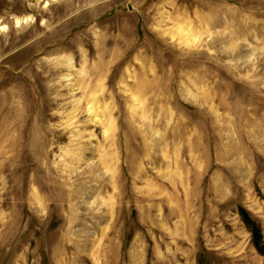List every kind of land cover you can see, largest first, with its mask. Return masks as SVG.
Segmentation results:
<instances>
[{
  "label": "rangeland",
  "instance_id": "rangeland-1",
  "mask_svg": "<svg viewBox=\"0 0 264 264\" xmlns=\"http://www.w3.org/2000/svg\"><path fill=\"white\" fill-rule=\"evenodd\" d=\"M240 209L264 0H0V264H264Z\"/></svg>",
  "mask_w": 264,
  "mask_h": 264
},
{
  "label": "trees",
  "instance_id": "trees-1",
  "mask_svg": "<svg viewBox=\"0 0 264 264\" xmlns=\"http://www.w3.org/2000/svg\"><path fill=\"white\" fill-rule=\"evenodd\" d=\"M239 215L242 222L245 224L246 228L250 231L252 235V243L257 252L264 257V237L260 226L255 220L251 217V214L245 210L240 209Z\"/></svg>",
  "mask_w": 264,
  "mask_h": 264
},
{
  "label": "bare ground",
  "instance_id": "bare-ground-1",
  "mask_svg": "<svg viewBox=\"0 0 264 264\" xmlns=\"http://www.w3.org/2000/svg\"><path fill=\"white\" fill-rule=\"evenodd\" d=\"M18 24L20 25V21L17 22V25H18ZM190 42H191V41H190Z\"/></svg>",
  "mask_w": 264,
  "mask_h": 264
}]
</instances>
